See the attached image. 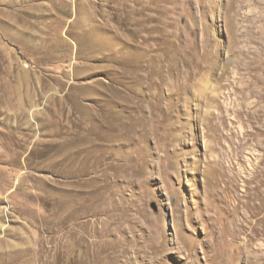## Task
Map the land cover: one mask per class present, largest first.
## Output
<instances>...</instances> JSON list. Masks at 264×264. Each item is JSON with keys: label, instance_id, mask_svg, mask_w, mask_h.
<instances>
[{"label": "rangeland", "instance_id": "1", "mask_svg": "<svg viewBox=\"0 0 264 264\" xmlns=\"http://www.w3.org/2000/svg\"><path fill=\"white\" fill-rule=\"evenodd\" d=\"M0 264H264V0H0Z\"/></svg>", "mask_w": 264, "mask_h": 264}]
</instances>
